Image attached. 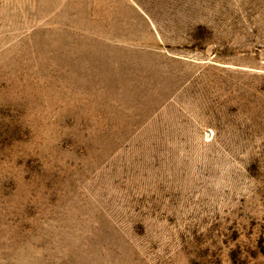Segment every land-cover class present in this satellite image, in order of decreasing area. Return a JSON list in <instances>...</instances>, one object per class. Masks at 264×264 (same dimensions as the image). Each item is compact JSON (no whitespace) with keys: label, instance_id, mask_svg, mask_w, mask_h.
<instances>
[{"label":"rangeland","instance_id":"rangeland-1","mask_svg":"<svg viewBox=\"0 0 264 264\" xmlns=\"http://www.w3.org/2000/svg\"><path fill=\"white\" fill-rule=\"evenodd\" d=\"M0 264H264V0H0Z\"/></svg>","mask_w":264,"mask_h":264}]
</instances>
